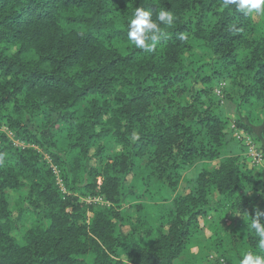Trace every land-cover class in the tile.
Wrapping results in <instances>:
<instances>
[{
	"label": "trees",
	"instance_id": "trees-1",
	"mask_svg": "<svg viewBox=\"0 0 264 264\" xmlns=\"http://www.w3.org/2000/svg\"><path fill=\"white\" fill-rule=\"evenodd\" d=\"M139 7L157 23L161 10L176 18L170 28L160 25L167 36L152 52L128 40ZM250 18L222 0H0V126L26 145L0 131V264H174L211 190L248 230V246L235 243L229 262L239 264L249 251L264 254L247 228L256 198L241 193L250 175L238 157L202 167L197 184L173 196L156 228L140 213L116 210L138 167L174 192L176 173L188 162L218 157L228 140L210 96L218 77L238 88L237 104L264 108V29L249 41ZM108 139L122 150L92 151ZM33 146L55 162L68 193ZM15 190L24 193L17 217L9 201ZM89 195L114 207L80 201ZM26 214L33 222L22 230Z\"/></svg>",
	"mask_w": 264,
	"mask_h": 264
},
{
	"label": "rangeland",
	"instance_id": "rangeland-1",
	"mask_svg": "<svg viewBox=\"0 0 264 264\" xmlns=\"http://www.w3.org/2000/svg\"><path fill=\"white\" fill-rule=\"evenodd\" d=\"M119 4L120 10L118 14L122 13V7ZM249 22H251L252 30L248 33L249 41H252L255 34L262 26L264 29V15H252ZM261 30V29H260ZM120 39H115L116 43ZM232 95L229 99L227 94ZM240 92L237 87L232 85L231 79L225 75L218 77L212 86L211 98L218 104L217 113L221 115L226 127L224 132L228 134V140L225 144L218 148V157L212 160H193L188 162L182 168L177 178V187L174 192H171L163 180L153 178H145L148 173L146 166L138 167L135 175L133 173L129 176L128 185L129 193L128 200L120 209L116 208L123 216H130L132 214L140 213L154 228L162 222V215L165 210L172 208V198L174 195L185 193L189 188L197 184L200 171L202 167L208 166L217 167L227 157H238L240 161L246 164L250 179L247 182L245 189L241 193L248 192L256 198V208L264 211V108L261 103L254 101L252 104L245 106L242 103L235 102L236 96ZM206 101L208 100L205 97ZM234 100V101H233ZM247 116H250L251 121ZM0 131H6L7 136L13 144L18 147H26V145L15 136L7 131L6 126H0ZM100 145L108 147V153L111 156L122 150L114 140L99 141L96 146L92 147L94 152ZM30 146V145H27ZM36 149L38 147L33 146ZM39 149V148H38ZM40 150V149H39ZM43 161L54 171L57 183L64 193H68L64 187L60 171L52 160V158L42 150ZM105 152V149H104ZM252 152L260 154V164L257 165L253 160ZM257 161V160H256ZM258 162V161H257ZM145 189H149L144 191ZM24 193L21 191H10L9 201L10 208L13 211V217H17L20 213V208L23 205ZM209 206L206 207L205 212L199 216L197 225L190 226V235L188 246L185 247L182 254L175 260L174 264H232L229 262L230 256L235 252L234 244H243L248 246V230L245 228L244 222H240L242 216L234 212L230 207V202L220 198L218 193L214 190L209 192ZM80 201L87 205H96L98 207H109L112 205L103 198L97 195H89L86 197H79ZM71 210V208H69ZM92 213L89 211L87 216ZM25 230L27 226L31 225L33 220L29 214L24 217ZM130 230L129 224L118 227L120 234L127 233ZM235 230L236 236H233L232 231ZM17 230L15 235H17ZM187 236V238H188ZM155 239V235L145 239L144 245H150ZM89 261L92 258L87 256Z\"/></svg>",
	"mask_w": 264,
	"mask_h": 264
},
{
	"label": "clouds",
	"instance_id": "clouds-1",
	"mask_svg": "<svg viewBox=\"0 0 264 264\" xmlns=\"http://www.w3.org/2000/svg\"><path fill=\"white\" fill-rule=\"evenodd\" d=\"M235 6L236 10L244 16L264 15V0H222V6L230 8ZM153 13L150 9L139 7L133 13L128 25V40L138 49L146 52L155 51L157 44L162 38L167 36L166 31L160 25L168 28L174 25L175 17L171 11L161 10L157 21L153 20ZM178 39L184 41L186 36L181 33ZM264 211L257 208L255 216L252 217L247 228L254 230L259 237L258 248L260 253H264ZM239 264H264V254L253 253L251 251L242 254Z\"/></svg>",
	"mask_w": 264,
	"mask_h": 264
},
{
	"label": "built area",
	"instance_id": "built-area-1",
	"mask_svg": "<svg viewBox=\"0 0 264 264\" xmlns=\"http://www.w3.org/2000/svg\"><path fill=\"white\" fill-rule=\"evenodd\" d=\"M252 155L254 156V159L255 160H253L255 163H257V165H259L260 164V154H258V153H255V152H252ZM258 162H257V161Z\"/></svg>",
	"mask_w": 264,
	"mask_h": 264
}]
</instances>
